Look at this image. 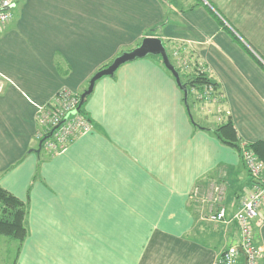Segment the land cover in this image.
<instances>
[{
  "label": "crops",
  "instance_id": "1",
  "mask_svg": "<svg viewBox=\"0 0 264 264\" xmlns=\"http://www.w3.org/2000/svg\"><path fill=\"white\" fill-rule=\"evenodd\" d=\"M15 7L0 27V184L27 207L12 264H217L238 231L211 220L202 201L227 184L232 216L252 179L240 152L210 129L231 120L243 142L264 141V0ZM146 36L200 64L218 97L194 117L158 58H138L96 81L85 104L90 131L57 153L44 149L36 105L62 87L82 93ZM259 219L264 246V205Z\"/></svg>",
  "mask_w": 264,
  "mask_h": 264
},
{
  "label": "built area",
  "instance_id": "2",
  "mask_svg": "<svg viewBox=\"0 0 264 264\" xmlns=\"http://www.w3.org/2000/svg\"><path fill=\"white\" fill-rule=\"evenodd\" d=\"M15 6L16 0H0V27L13 18ZM180 51L177 49L173 53L175 65L184 71L205 72L200 64ZM214 92L212 85H206L201 91L193 89L195 96L203 101H209ZM80 95L71 88L62 87L50 101L36 105V122L40 127L38 137L43 140L41 145L49 153L62 151L77 136L92 129L91 120L78 109ZM245 145L243 143V161L253 180L251 188L242 197L239 208L232 216H229L225 206L209 216L216 222H233L238 231V241L229 244L220 253L217 264H261L264 258V246L256 235V228L260 224L259 212L264 205V162ZM222 185H212L214 202L223 197L225 186Z\"/></svg>",
  "mask_w": 264,
  "mask_h": 264
},
{
  "label": "trees",
  "instance_id": "3",
  "mask_svg": "<svg viewBox=\"0 0 264 264\" xmlns=\"http://www.w3.org/2000/svg\"><path fill=\"white\" fill-rule=\"evenodd\" d=\"M168 52L170 55L169 50ZM150 56H154L158 58L159 62H161V64L164 66L162 57L160 55H150ZM170 57L172 59L171 55ZM176 67L181 73L182 81L186 83L188 86L189 106H190L191 96L192 94H194L193 89L201 91L206 85H212L215 90V92L213 93L214 97L212 99H216L218 97V93H216L217 91L216 83L212 81L206 75L205 72L196 73L195 70L184 71L179 66L176 65ZM168 72L170 71L168 70ZM88 97L89 95L85 98V101L80 108V112L89 118L87 112L85 111V104ZM210 131L213 133V135L216 136V138L220 142L237 149L240 152V156L242 160H243V150H244L243 143H246L245 148L253 150L258 155V157L264 162V141H256L253 143L243 142L241 138L238 136V133L231 120H228L227 122L220 124L213 129H210ZM206 184H208V182ZM26 213H27V207L24 201H22L12 193H10L0 184V235L7 236L10 239L16 240L18 244H21L27 236V228L25 225Z\"/></svg>",
  "mask_w": 264,
  "mask_h": 264
},
{
  "label": "water",
  "instance_id": "4",
  "mask_svg": "<svg viewBox=\"0 0 264 264\" xmlns=\"http://www.w3.org/2000/svg\"><path fill=\"white\" fill-rule=\"evenodd\" d=\"M149 55H160L164 66L172 73L178 86L183 91V98L186 106L190 109L189 106V89L186 83L182 81L181 73L172 61L167 47L164 43V40L157 36H146L142 41L134 48L126 50L121 54L117 55L110 64L99 69L94 75L90 78L88 87L81 93L80 102L78 109L81 108L82 104L85 101V98L92 93L94 90L95 83L98 79L103 76L113 75L116 70L124 63L132 61L138 58H143ZM194 121V120H193ZM43 141V140H42ZM41 141V144H42Z\"/></svg>",
  "mask_w": 264,
  "mask_h": 264
},
{
  "label": "rangeland",
  "instance_id": "5",
  "mask_svg": "<svg viewBox=\"0 0 264 264\" xmlns=\"http://www.w3.org/2000/svg\"><path fill=\"white\" fill-rule=\"evenodd\" d=\"M17 7H15V10H16ZM93 18H100L101 14H100V10L98 7H95L94 6V10H93V13L91 15ZM177 50V49H176ZM170 51V50H169ZM170 55L172 56V52H170ZM172 59H173V56H172ZM161 63V62H160ZM88 86V85H87ZM84 91V90H83ZM183 92V91H182ZM202 101V102H201ZM209 102V101H205V103L203 102V100H200L198 99L194 94L191 96V101H190V111L191 113L194 115L195 117V109L198 108V109H203L204 105ZM196 106V108H195ZM205 109V108H204ZM206 110V109H205ZM216 111V110H215ZM206 113L207 115L209 116H206L208 119H210L211 117V114L212 113H209L207 110H206ZM197 118V117H196ZM198 119V118H197ZM196 119V120H197ZM199 121V120H197ZM205 123V122H203ZM247 169V168H246ZM248 171V170H247ZM249 173V172H248ZM250 175V174H249ZM251 177V176H250ZM252 179V178H251ZM253 181V180H252ZM219 185H222L221 183H218ZM223 186V185H222ZM225 186V189H223L222 191H224V194H223V197L220 201H217V202H209V195L207 194L205 196V199L206 201H202L203 204L202 206L205 208L207 207L206 209L207 210H210V205L212 204V212L216 211L217 209H219L221 206H225L227 209H228V188H227V184L224 185ZM208 188V187H207ZM220 191V190H219ZM198 193L196 191V194H194V196H196ZM221 194V195H222ZM240 194V193H239ZM244 196V193H241V199L242 197ZM240 199V200H241ZM211 201V200H210ZM240 202V201H239ZM235 204V203H234ZM209 213V211H207ZM18 251V247H17V241L16 240H13V239H10L9 237L7 236H4V235H0V264H12L13 263V257L14 255L16 254V252Z\"/></svg>",
  "mask_w": 264,
  "mask_h": 264
}]
</instances>
